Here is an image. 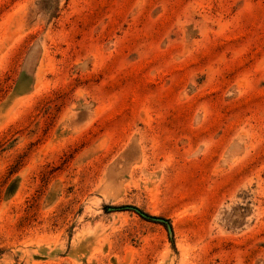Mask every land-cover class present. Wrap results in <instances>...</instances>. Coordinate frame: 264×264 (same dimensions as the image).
Listing matches in <instances>:
<instances>
[{
	"label": "rangeland",
	"instance_id": "1",
	"mask_svg": "<svg viewBox=\"0 0 264 264\" xmlns=\"http://www.w3.org/2000/svg\"><path fill=\"white\" fill-rule=\"evenodd\" d=\"M0 264H264V0H0Z\"/></svg>",
	"mask_w": 264,
	"mask_h": 264
},
{
	"label": "water",
	"instance_id": "2",
	"mask_svg": "<svg viewBox=\"0 0 264 264\" xmlns=\"http://www.w3.org/2000/svg\"><path fill=\"white\" fill-rule=\"evenodd\" d=\"M127 207H131V208L135 209L137 212H139V214H141L142 216H144L146 218L153 219V220H157V221H164V222H166V220H164L163 218L156 217V216H150V215L146 214L145 212L141 211L140 209H138V208H136L134 206H127ZM167 226L169 227L168 224H167Z\"/></svg>",
	"mask_w": 264,
	"mask_h": 264
},
{
	"label": "trees",
	"instance_id": "3",
	"mask_svg": "<svg viewBox=\"0 0 264 264\" xmlns=\"http://www.w3.org/2000/svg\"><path fill=\"white\" fill-rule=\"evenodd\" d=\"M139 213V212H138ZM149 219V218H148Z\"/></svg>",
	"mask_w": 264,
	"mask_h": 264
}]
</instances>
